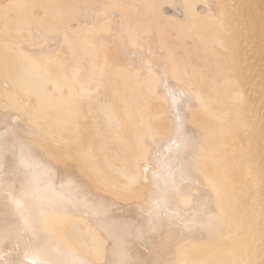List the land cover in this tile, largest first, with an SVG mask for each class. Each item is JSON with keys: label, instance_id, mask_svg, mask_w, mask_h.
<instances>
[{"label": "bare ground", "instance_id": "obj_1", "mask_svg": "<svg viewBox=\"0 0 264 264\" xmlns=\"http://www.w3.org/2000/svg\"><path fill=\"white\" fill-rule=\"evenodd\" d=\"M264 264V0H0V264Z\"/></svg>", "mask_w": 264, "mask_h": 264}, {"label": "snow or ice", "instance_id": "obj_2", "mask_svg": "<svg viewBox=\"0 0 264 264\" xmlns=\"http://www.w3.org/2000/svg\"><path fill=\"white\" fill-rule=\"evenodd\" d=\"M30 264H37V262L35 260H32Z\"/></svg>", "mask_w": 264, "mask_h": 264}]
</instances>
